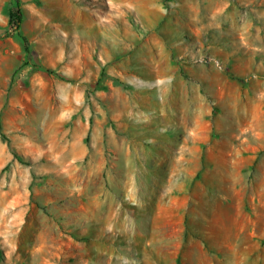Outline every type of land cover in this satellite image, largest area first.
<instances>
[{
  "label": "rangeland",
  "instance_id": "1",
  "mask_svg": "<svg viewBox=\"0 0 264 264\" xmlns=\"http://www.w3.org/2000/svg\"><path fill=\"white\" fill-rule=\"evenodd\" d=\"M21 1L0 264H264V0Z\"/></svg>",
  "mask_w": 264,
  "mask_h": 264
},
{
  "label": "trees",
  "instance_id": "2",
  "mask_svg": "<svg viewBox=\"0 0 264 264\" xmlns=\"http://www.w3.org/2000/svg\"><path fill=\"white\" fill-rule=\"evenodd\" d=\"M8 27L9 30L6 32V35L13 34L23 45L25 55H26V61L24 62L25 65H28L31 63V51L30 46L28 44L27 38L23 33V22L25 19V12L23 9V3L21 0H15V6L8 10ZM49 72L54 73V71H51L48 69ZM0 132L2 139L6 140L4 133L2 132V127L0 125Z\"/></svg>",
  "mask_w": 264,
  "mask_h": 264
},
{
  "label": "built area",
  "instance_id": "3",
  "mask_svg": "<svg viewBox=\"0 0 264 264\" xmlns=\"http://www.w3.org/2000/svg\"><path fill=\"white\" fill-rule=\"evenodd\" d=\"M201 61H212L214 64H215V66H217V67H219V68H221V65H220V63H219V61H217V60H212V59H201Z\"/></svg>",
  "mask_w": 264,
  "mask_h": 264
}]
</instances>
